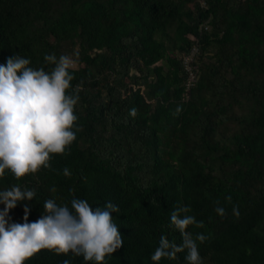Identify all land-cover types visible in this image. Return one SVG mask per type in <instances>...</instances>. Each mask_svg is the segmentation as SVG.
<instances>
[{
	"label": "trees",
	"instance_id": "obj_1",
	"mask_svg": "<svg viewBox=\"0 0 264 264\" xmlns=\"http://www.w3.org/2000/svg\"><path fill=\"white\" fill-rule=\"evenodd\" d=\"M195 45L189 89L183 59ZM51 52L77 59L80 127L51 168L0 177V188L36 189L13 220L23 222L25 203L38 219L53 196L93 208L111 200L124 243L106 264H189L187 249L151 254L161 234L182 242L170 215L190 205L204 221L190 230L208 236L198 241L203 264H264V0H0V62L19 53L51 70ZM66 256L96 264L48 248L24 264Z\"/></svg>",
	"mask_w": 264,
	"mask_h": 264
},
{
	"label": "clouds",
	"instance_id": "obj_2",
	"mask_svg": "<svg viewBox=\"0 0 264 264\" xmlns=\"http://www.w3.org/2000/svg\"><path fill=\"white\" fill-rule=\"evenodd\" d=\"M45 60L52 63L51 70L33 66L31 57L19 53L0 62V177L6 169L20 178L41 167L51 168V154L69 151L77 137L76 107L81 97L79 86L71 83L77 59L68 53L58 57L51 52L45 53ZM130 112L134 115L136 108ZM63 171L71 175L67 166ZM51 190L55 192V186ZM35 196L34 187L19 183L0 188V203L4 205L0 208V264H24L43 248L58 254L71 250L86 261L106 264L107 257L123 245L120 225L112 216L113 211H119L117 203L108 200L93 208L87 198L73 196L70 203H61L53 196L44 201L45 211L38 219L28 220L30 204L25 203L23 222L13 220L10 210ZM190 207L181 205L171 211L170 226L180 231L182 242L177 244L161 234L151 254L153 261L175 258L177 252L187 249L189 264H203L198 241L204 242L208 236L190 230V225L204 224L189 212ZM216 212L224 215L226 208L217 203ZM233 212L239 215L238 205H233ZM60 264L72 261L66 256Z\"/></svg>",
	"mask_w": 264,
	"mask_h": 264
},
{
	"label": "built area",
	"instance_id": "obj_3",
	"mask_svg": "<svg viewBox=\"0 0 264 264\" xmlns=\"http://www.w3.org/2000/svg\"><path fill=\"white\" fill-rule=\"evenodd\" d=\"M198 51L199 47L195 45L183 59L184 70L187 75L186 85L189 89H191V87L195 84L197 78L196 71L193 67V62L198 54Z\"/></svg>",
	"mask_w": 264,
	"mask_h": 264
},
{
	"label": "rangeland",
	"instance_id": "obj_4",
	"mask_svg": "<svg viewBox=\"0 0 264 264\" xmlns=\"http://www.w3.org/2000/svg\"><path fill=\"white\" fill-rule=\"evenodd\" d=\"M76 66H77V64H76Z\"/></svg>",
	"mask_w": 264,
	"mask_h": 264
}]
</instances>
